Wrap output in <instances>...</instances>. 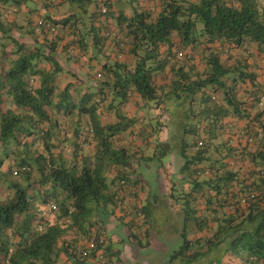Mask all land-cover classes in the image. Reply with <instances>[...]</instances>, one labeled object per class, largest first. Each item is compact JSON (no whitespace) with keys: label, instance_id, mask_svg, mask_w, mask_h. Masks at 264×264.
<instances>
[{"label":"trees","instance_id":"trees-1","mask_svg":"<svg viewBox=\"0 0 264 264\" xmlns=\"http://www.w3.org/2000/svg\"><path fill=\"white\" fill-rule=\"evenodd\" d=\"M45 2L76 8L58 21H19L20 8L36 11L33 0H0V264H125L124 239L108 235L109 215L116 210L131 231L128 243L143 249L153 225L148 202L161 208L165 199L183 221L173 257L264 264L256 55L264 54V0ZM83 57L86 71L74 67ZM81 78L88 84L77 92ZM132 102L146 109L141 119L127 116ZM165 113L175 120L172 132ZM65 117L77 124L72 135L64 134ZM141 120L150 131L136 129ZM165 129L161 142L155 135ZM127 136L130 146L118 147ZM143 159L169 176V193L149 189L144 198L135 167ZM94 235L106 239L90 248Z\"/></svg>","mask_w":264,"mask_h":264},{"label":"rangeland","instance_id":"rangeland-1","mask_svg":"<svg viewBox=\"0 0 264 264\" xmlns=\"http://www.w3.org/2000/svg\"><path fill=\"white\" fill-rule=\"evenodd\" d=\"M28 5L31 6L30 4H28ZM75 8L76 7H74V9ZM23 9H24V7H22V9L20 8L19 9L20 12L18 14H15V18H17V20H19V21L22 18L21 16L22 15L24 16L25 12ZM51 9L53 11L54 18L61 16L62 13H64L63 15H66V14L69 15L70 13H73L72 11L74 10V9H72V5L70 3H67V2H63L62 5H54ZM156 9L158 10V6H155V10ZM198 25H199V28L202 27L201 24H198ZM22 38L24 39L25 36H23ZM152 105H154V103ZM151 112H153V110H151ZM171 112H174V110L171 109ZM142 114H144V115L147 114L146 109L144 110V112L142 111ZM162 119H163V122H165V123L169 122L168 123L169 132L170 131L172 132V130L175 128L174 118H173V120L169 121L170 119H168V113H165L163 115ZM198 120L199 119L197 117H194V118H191L189 120V122H190V124H194V123H197ZM146 121H147V119H146ZM152 122H153V124L155 123V121L153 119H152ZM171 122H173V123H171ZM171 138L172 137H170V139ZM151 151L152 150L149 149V153ZM188 151H189V153H192L194 151L193 147H189ZM152 165H153V169L156 170L157 169L156 165L154 163ZM137 171H138V169H137ZM142 171H143V169L139 170L138 173H140ZM0 174H2V171L0 172ZM149 174H151L148 177L149 183L146 182L143 186L145 193H147L149 191V189L152 185L151 180L154 182L156 189H158L157 182L155 181V174L151 173V172H149ZM7 178L10 179L11 176L8 175ZM35 179H38V178L35 177ZM5 188H6L5 185L2 187L0 186V196H3V191L5 190ZM176 193L177 192H174L175 196H177ZM165 201H166V199L161 203V205H160L161 208L157 207V209L153 210L152 214H150V219H151L153 226L151 228L150 237L145 239V241H148L149 244L146 247H144L143 249H137V248H135V246L132 242L131 243L129 242L128 244H131L132 250L133 251L135 250V252L133 253V255H134L133 259H129V261L125 260L126 261L125 264H184V260L180 256L173 257L174 251L179 249V247L183 244L184 238L181 234L182 231L180 229L183 226V221L181 218L182 215L180 216L179 213H176L177 211L175 209H169L167 207V204H166L167 201L166 202ZM181 201L182 200L179 199V203H181ZM151 205L153 206V202H151ZM112 215L113 214L109 215V218ZM113 216H114V218H117L116 217L117 216L116 210H115V214ZM193 227L195 228V226H193ZM107 230H108L109 237L113 238L115 236L114 234L118 233L120 238L124 239L125 243L128 242L127 239L129 237L131 231L123 223H121V220L111 219V222L107 227ZM187 231H188V233L191 232L189 225L187 227ZM192 247H193V250H195V251H197L199 249L198 246H195V245ZM122 248H123V246H121V249ZM213 259H217V255L209 254V255H207L205 261L200 262V263L191 262L189 264H206V263L208 264Z\"/></svg>","mask_w":264,"mask_h":264},{"label":"crops","instance_id":"crops-1","mask_svg":"<svg viewBox=\"0 0 264 264\" xmlns=\"http://www.w3.org/2000/svg\"><path fill=\"white\" fill-rule=\"evenodd\" d=\"M113 1L119 7L121 6L122 1L124 2V0H120V2H119V0H113ZM33 2L34 3H33V5L31 7L35 8V10H36L35 12L29 13L28 12V9H26V10L23 9L24 12H25L24 15H25V17H27L26 20L29 19L31 22H34L38 18L44 17V16L50 17L54 21H58V20H62V18L66 17L68 15V14L63 15L64 13H62L61 16H58L57 18H54L53 11L51 9L52 7L47 8L48 7V4L45 2V0H33ZM129 10H130V7L128 5H126L124 7V9H123V11H124L123 13H124V15L126 17H129V15H130V11ZM39 40H40L39 42H41V39L40 38H39ZM108 47L109 46H106V50L109 52L110 50L108 49ZM255 50L256 49L253 47L252 51L255 52ZM257 54L258 55L260 54V57H258V58L259 59L261 58L259 60V63H260V67H259L260 68V70H259L260 76L258 78V82L261 84V86H263V89L262 90H264V54H263V52H261V53H257L256 52V55ZM109 60L110 61H114L113 54L110 55ZM103 61L104 60H102L101 58H98L99 66H97V67H100L103 64ZM253 61L254 60L251 59L250 60V63L253 62ZM85 63L88 64V60H87L86 57H83L82 60H81V62L79 64H75L74 67L80 69L82 66H84ZM98 63L97 62H94V63H91V65L92 66H96V65H98ZM45 68H47V67H45ZM81 69H83V70L86 71L85 68H81ZM47 70H49V69H47ZM39 83L40 82L34 83V85H35L36 88L38 87ZM85 84H88V82L86 80L83 82V79L81 78L79 80V85L75 88V90L77 92L78 91H84L85 90ZM178 112H181V108L179 109ZM126 114H127V116L129 118H137V119L138 118L141 119V117H143V115H144V114H142V111H140L138 108H136L135 106H133V102L131 104H129L128 107H126ZM61 121L63 122V124H61V125L64 128V130H65L64 131V134L67 133L68 135H72V132H73L74 128L77 126L76 122L75 121H72V120H67L66 117L63 118V119H61ZM144 121H145V123L148 122V121H146V119ZM82 124H83V122H81V125ZM241 124L242 123L240 122L239 125H241ZM143 125H144L143 124V121L142 120L139 121L138 126L136 127V129H138V131H139V129L144 128V127L145 128H147V127L149 128L151 124L150 125L147 124V126H145V125L143 126ZM145 130L146 131H150L149 129H145ZM128 133L129 132H127L126 135H128ZM155 137H156L157 140H159L161 142L164 141V140H166L168 138L167 129L159 131L157 133V135H155ZM155 137H151V140L152 139H155ZM135 142L137 144H139V145H142V143L140 141H138V140H136ZM131 143L132 142L130 141V136H127L126 140H124L123 142H121V144H118V147H120V148L121 147H129ZM150 146L152 148H154L156 146V144L153 142L152 144H150ZM145 149L148 150L150 148L146 147ZM69 152H71V148L68 149V153ZM173 157L174 156L172 154H170V155L167 156V159L168 160L166 162V165H168L169 167H170V164H172V162H174ZM153 163L155 164V162H153L150 159H143L142 161H140L135 167L138 169V171L139 170H142V169H143V171L140 172V173H137V174L140 176V178H143V180H144L143 183L145 184L146 182L149 183L148 177L151 175V174H149V172L154 173L155 174V181L157 182V186H158V190H160L161 193H162L161 195L164 196L165 194L169 193V191H170L169 189H170V185H171V181L172 180L169 179V176H168V178L165 177L166 175L163 176L162 169L160 167H158L156 164L155 165H156L157 169L154 170L153 169V165H152ZM151 183H152V185H151L150 189L155 190L156 187H155L154 182L152 180H151ZM142 194L144 195V198L147 195V193H145L144 191H143ZM148 205L151 207L150 209L152 211L155 210V209H157V207H159L158 204L157 205L153 204V206H152L150 204V201L148 202ZM111 219H115L114 216H110V218H109L110 222H111ZM114 235L115 236L113 238L110 237L111 238V241H118L119 239H121L120 236L118 235V233H115ZM133 252L134 251L132 250L131 244H128V242H126V243L123 244V252H122L120 258L123 259L124 261L125 260L129 261V259H133V257H134Z\"/></svg>","mask_w":264,"mask_h":264},{"label":"built area","instance_id":"built-area-1","mask_svg":"<svg viewBox=\"0 0 264 264\" xmlns=\"http://www.w3.org/2000/svg\"><path fill=\"white\" fill-rule=\"evenodd\" d=\"M59 0H53V2H58ZM263 5H264V2H263ZM103 12H105V10L103 9L102 10ZM39 25H42L41 23H39ZM44 26V24H43ZM53 32V31H52ZM107 36H115V33H107ZM181 55V54H179ZM212 100H214V97H212ZM259 106L260 107H264V95L261 96L259 98ZM122 198L123 196L120 195ZM126 203H130V201L128 199H126L125 201ZM105 237L104 236H99V235H94V236H91L87 242V245L90 247V248H94L97 244H101L102 242L105 241ZM96 258H99V260H104V257H103V254L102 252H97L96 253Z\"/></svg>","mask_w":264,"mask_h":264}]
</instances>
